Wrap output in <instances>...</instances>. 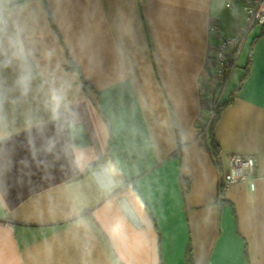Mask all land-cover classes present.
Instances as JSON below:
<instances>
[{
  "label": "crops",
  "instance_id": "crops-1",
  "mask_svg": "<svg viewBox=\"0 0 264 264\" xmlns=\"http://www.w3.org/2000/svg\"><path fill=\"white\" fill-rule=\"evenodd\" d=\"M244 19L238 0H0V264H264V29L217 94L216 160L197 125ZM228 154L254 175L221 193Z\"/></svg>",
  "mask_w": 264,
  "mask_h": 264
},
{
  "label": "built area",
  "instance_id": "built-area-1",
  "mask_svg": "<svg viewBox=\"0 0 264 264\" xmlns=\"http://www.w3.org/2000/svg\"><path fill=\"white\" fill-rule=\"evenodd\" d=\"M245 14L244 25L229 37H221L214 54V71L211 77L212 91L221 88L228 70L233 66L238 51L253 27L264 28V0H238ZM229 4H227L228 6ZM210 32H217L216 26L209 27ZM213 100V96L210 97ZM227 168L223 174L222 189L239 182L250 181L254 175L255 159L249 155L228 154Z\"/></svg>",
  "mask_w": 264,
  "mask_h": 264
},
{
  "label": "trees",
  "instance_id": "trees-1",
  "mask_svg": "<svg viewBox=\"0 0 264 264\" xmlns=\"http://www.w3.org/2000/svg\"><path fill=\"white\" fill-rule=\"evenodd\" d=\"M249 63H250V60L248 61V64ZM247 69L248 68H246V71ZM212 88H213L212 84L208 83L207 86H204L203 90L201 89L202 92L204 93V95L202 94L201 96V107L203 110L209 111L210 116L207 119V121L204 120L203 125L200 126L199 137H200V146L202 147V149L205 150L206 152H209L216 160L218 158L219 149H218V146L212 134V127H213V124L216 118L218 117L219 111L229 102L219 105V104H216L214 100H211L209 98L207 91L208 90L210 91ZM221 190H222L221 191L222 193L224 189H221Z\"/></svg>",
  "mask_w": 264,
  "mask_h": 264
},
{
  "label": "clouds",
  "instance_id": "clouds-1",
  "mask_svg": "<svg viewBox=\"0 0 264 264\" xmlns=\"http://www.w3.org/2000/svg\"><path fill=\"white\" fill-rule=\"evenodd\" d=\"M8 62L5 63V65H0V66H6ZM17 84L19 86V88L21 89V91L24 94H27L28 90H29V84H30V77L27 74V72H22L18 78Z\"/></svg>",
  "mask_w": 264,
  "mask_h": 264
},
{
  "label": "rangeland",
  "instance_id": "rangeland-1",
  "mask_svg": "<svg viewBox=\"0 0 264 264\" xmlns=\"http://www.w3.org/2000/svg\"><path fill=\"white\" fill-rule=\"evenodd\" d=\"M232 1H230L229 2V5H230V3H231ZM246 46V45H245ZM220 90H221V88H219L218 90H216V91H212V89L209 91H207L208 92V95H209V98L211 97V96H213V100H214V102H216V101H218V99H217V94H218V92H220ZM204 113H206V115H204ZM209 116H210V113H209V111H205V112H203L202 113V117H201V119H199L198 120V122H197V125L201 122V123H203L204 122V120H206L207 121V119L209 118ZM202 120V121H201Z\"/></svg>",
  "mask_w": 264,
  "mask_h": 264
}]
</instances>
